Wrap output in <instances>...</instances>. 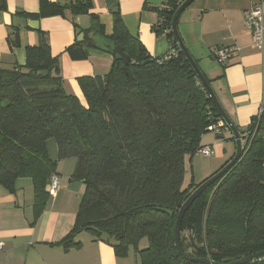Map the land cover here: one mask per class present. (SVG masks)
I'll list each match as a JSON object with an SVG mask.
<instances>
[{
  "label": "trees",
  "instance_id": "16d2710c",
  "mask_svg": "<svg viewBox=\"0 0 264 264\" xmlns=\"http://www.w3.org/2000/svg\"><path fill=\"white\" fill-rule=\"evenodd\" d=\"M182 1L166 0L158 9L154 29L165 31L171 46L164 56H151L114 15L112 34L104 38L130 60L113 58L108 73L78 77L83 101L64 89L58 57L43 34L38 45L25 47L24 64L0 68V184L13 191L16 178L29 177L38 215L56 160L76 159L72 178L84 184V192L63 242L86 230L112 239L118 257L132 248L140 264H206L198 260L204 258L229 263L264 250V106L242 135L240 157L184 213L180 246L190 258L175 245L181 204L232 158L201 182L182 187L184 157L202 147L201 136L214 126L226 129L171 30ZM66 5L73 14L90 8L89 0ZM63 8L43 3L40 14H62ZM8 41L17 46V34ZM84 41L66 47L72 60L87 58ZM50 138L57 159L48 153ZM241 264H264V257Z\"/></svg>",
  "mask_w": 264,
  "mask_h": 264
},
{
  "label": "crops",
  "instance_id": "0c3cea01",
  "mask_svg": "<svg viewBox=\"0 0 264 264\" xmlns=\"http://www.w3.org/2000/svg\"><path fill=\"white\" fill-rule=\"evenodd\" d=\"M79 1L0 0V68L24 64L25 47L38 45L43 34L51 55L58 57L64 89L83 101L78 77L104 75L113 61L109 52L93 45L89 35L93 31L94 39L110 36L116 14L151 56H164L170 51L166 32L154 29L159 20L158 9L166 0H89L88 12L73 14L66 4ZM47 2L64 6L63 13L40 14L41 6ZM258 2L262 3L264 24V0H193L177 19V29L186 48L210 80L221 106L239 132H243L244 139L242 135H246L250 122L264 103V46L261 50L254 45L244 26L247 11ZM90 14L97 17L103 35L97 31L98 24ZM29 20L37 21L36 29L29 26ZM81 32L86 40L83 44L87 58L72 60L65 49L79 42ZM15 34L18 44L12 47L8 40ZM218 47L230 49L225 63L213 56ZM211 132L201 136L200 145L214 149L215 159L222 166L234 155L229 141L233 138L228 129H221L219 134ZM223 134H228V142L215 139L222 138ZM48 153L52 159H57L56 147L53 155L49 150ZM56 161L59 187L53 191L48 189L46 202L38 215L29 177L16 178L13 191L0 184V264H140L132 248L125 257H118L112 239L98 238L86 230L69 242H63L74 225L84 184L72 178L75 158ZM191 179L193 181L194 177Z\"/></svg>",
  "mask_w": 264,
  "mask_h": 264
},
{
  "label": "water",
  "instance_id": "95a60500",
  "mask_svg": "<svg viewBox=\"0 0 264 264\" xmlns=\"http://www.w3.org/2000/svg\"><path fill=\"white\" fill-rule=\"evenodd\" d=\"M193 0H183L177 9L175 10L172 19H171V30L173 32V35L175 37L176 43L179 47V50L183 53L185 56L187 62L189 63L191 69L195 73L197 79L201 83L203 89L207 93L208 97L210 98L214 108L216 109L217 113L219 114L223 124L225 125L226 129L229 130V132L232 135V138L235 143V153L232 156V158L222 167L220 168L215 174L207 178L205 181L200 183L190 194L189 196L185 199V201L181 204L178 214L175 220L174 224V239H175V245L178 249V251L185 257L190 258L187 254H185L180 246V225L181 221L183 219L184 213L186 210L189 208L193 200L200 195V193L203 192V190L211 184L213 181H215L217 178H219L229 167H231L237 159L240 157L242 150H243V144H242V137L237 129V127L233 124V122L230 120L228 117L227 113L224 111L223 107L221 106L216 94L214 93L212 87L208 83L207 79L203 75L202 71L196 64V61L194 58L191 56L189 53L188 49L186 48L183 40L181 39L178 29H177V19L180 13L184 10L186 6H188ZM28 24L31 28L36 29L37 28V21L36 20H29ZM95 32H91L89 35V38L93 45L96 47H99L100 49H103L107 52H109L113 58L119 59L123 61L124 63H128L130 58L123 52L122 48L115 42H112L106 38H99V39H94ZM84 37V33H80L79 37L77 38V41H82ZM43 75H46V71L41 72ZM264 257V250L253 253L251 255H248L246 257L234 260L229 263H217L209 258H204V259H198L206 264H241V263H246L252 260L260 259ZM196 260V259H195Z\"/></svg>",
  "mask_w": 264,
  "mask_h": 264
},
{
  "label": "built area",
  "instance_id": "2783aa9c",
  "mask_svg": "<svg viewBox=\"0 0 264 264\" xmlns=\"http://www.w3.org/2000/svg\"><path fill=\"white\" fill-rule=\"evenodd\" d=\"M244 26L251 34L252 42L258 48L262 50L264 46V24H263V7L262 3H255L246 13ZM230 49L226 47H218L214 50V58L220 62L225 63L228 59ZM171 53V52H169ZM264 103H262L259 112L262 111ZM213 131L217 134L221 133V129L218 126H214ZM197 153H200L205 156H211L214 154V151L209 146H202L198 149ZM59 187L58 176L56 174L51 175L48 189L50 191L56 190ZM2 250V243L0 242V251Z\"/></svg>",
  "mask_w": 264,
  "mask_h": 264
},
{
  "label": "rangeland",
  "instance_id": "374dc122",
  "mask_svg": "<svg viewBox=\"0 0 264 264\" xmlns=\"http://www.w3.org/2000/svg\"><path fill=\"white\" fill-rule=\"evenodd\" d=\"M109 70H110V67L106 70L105 73H108ZM209 133H213V132H209ZM226 135H228V134H223L222 138H215V139L218 141H222V142H228V138H226ZM214 137H215V134H214ZM229 139H230L229 141H231L230 143H232L233 148H234L233 151H231V152L235 153L234 140H231V138H229ZM245 141L246 140L243 138L242 144H245ZM55 147H56L55 141L52 138H50L47 141V148H48L51 155H53ZM213 151H214V149H213ZM214 153H215V151H214ZM191 157H192V159H190ZM191 157L190 156L188 157V155L186 156V161L184 163L185 164V167H184L185 173H184V179H183L182 187H187L191 183L197 184V183L201 182L203 179L212 175V173H214L216 170H218L220 168L219 166H221V165H218L220 163H218V160L215 159V154H213L211 156H205V155H202V154L196 152ZM192 176L194 177L193 181L191 179ZM146 244H147V241L144 238L140 241L139 247L143 248L146 246Z\"/></svg>",
  "mask_w": 264,
  "mask_h": 264
}]
</instances>
